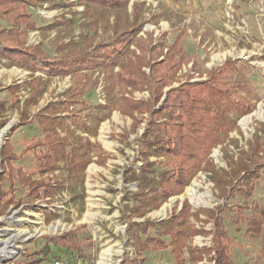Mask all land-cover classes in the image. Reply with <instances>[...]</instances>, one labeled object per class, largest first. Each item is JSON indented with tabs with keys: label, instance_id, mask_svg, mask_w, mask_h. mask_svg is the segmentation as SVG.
I'll return each mask as SVG.
<instances>
[{
	"label": "trees",
	"instance_id": "obj_1",
	"mask_svg": "<svg viewBox=\"0 0 264 264\" xmlns=\"http://www.w3.org/2000/svg\"><path fill=\"white\" fill-rule=\"evenodd\" d=\"M35 1L0 0V20L7 19L11 24L4 27L0 22V65L30 72L23 84L15 82L9 90L13 94L21 90L28 92L23 101L21 124L36 122L43 135L19 154L10 138L2 145L0 212L5 213L15 202L16 206L22 205V200L14 201L19 187L25 190L24 198L34 204L42 199L55 200L66 190L68 182L84 186L89 165L105 166L109 160L102 145L93 142L89 136L98 130L101 122L110 118L114 110H118L132 119V133L136 134L144 124L143 133L138 136L137 157L123 171V181L127 185L124 191L134 202L126 207V212L132 213L126 217L129 220L126 233L136 257H126L121 264H146L143 252L169 248L176 264H186L185 254L189 256L190 264H198L206 256H211L214 264H237L229 253L232 240L222 213L225 209L231 212L237 227L244 219L246 206L237 205L234 209L228 207L226 201L237 196L249 199L256 191L264 170V136L259 134L264 132V124L248 143V150L243 149L231 157L229 170L216 167L210 158L212 150L227 142L239 148L240 140L231 137L233 132L242 134L237 119L251 114L257 106L241 93L238 86L228 81L237 72L235 62L226 61L210 71L204 81H192L193 76L187 75L184 82L173 86L182 67L180 58L183 56L179 57L177 48L179 41L175 40L160 59L161 55H156L159 46L154 44L152 37H138L143 29L144 3L140 2L132 5L131 26L123 28L117 22L116 36L111 42L84 48L65 43L59 46L58 55L51 58L41 44H28V33L39 29L29 11ZM78 1L84 6L93 4L119 10L128 7L132 0ZM64 22L69 21H56L48 28L54 29ZM39 72L46 73L49 78L72 76L74 83L57 101H50L31 119L29 109L37 105L44 94L43 80L37 76ZM102 75L105 78V104L97 105V113L91 119L97 126H92L81 120L84 109L89 108L82 100L89 86L84 80H93V84L98 85ZM166 88L169 89L165 91ZM134 92H148L150 97L136 99ZM8 110L6 103L0 100V119ZM81 122L88 136L78 132ZM1 125L4 127L6 121L3 120ZM29 155L34 159L32 171L15 165ZM139 158L142 159L140 171L135 166ZM199 172L210 176L218 198L224 200V204L215 209L196 211L189 200H184L166 219L137 220L152 210H159L170 198L182 195ZM133 183L138 189L129 191L128 186ZM196 222L211 223L212 230L198 227ZM251 222L252 229H262L264 208L255 207ZM77 233L76 229L45 237L47 242L37 254L34 253L39 258L33 264L46 260L52 245L64 247L68 252L82 251L80 243L72 240ZM209 235L212 236L211 247H193L195 237Z\"/></svg>",
	"mask_w": 264,
	"mask_h": 264
},
{
	"label": "rangeland",
	"instance_id": "obj_2",
	"mask_svg": "<svg viewBox=\"0 0 264 264\" xmlns=\"http://www.w3.org/2000/svg\"><path fill=\"white\" fill-rule=\"evenodd\" d=\"M134 2L144 3L143 29L138 37L149 39L151 36L162 55L167 53L175 40L179 41V57L183 58H180L182 67L173 82L175 86L184 82L188 74H195L192 81H204L210 71L226 61L235 62L237 72L228 81L238 86L241 93L257 106L251 114L237 119L242 134L233 132L231 137L240 140L239 148L227 142L214 148L210 154L219 170H229L231 157L243 149L248 150V143L264 124V0H132L128 7L119 10L93 4L84 6L78 0H36L29 11L39 29L28 33V44H41L52 58L58 55L59 46L65 43L84 48L111 42L116 36L117 22L123 28L131 26ZM62 20L69 22L54 29L48 28ZM0 22L4 27L11 26L7 19ZM132 49L135 50L134 47ZM37 75L43 80L41 87L44 94L39 105L29 109L31 119L47 103L57 101L74 83L71 76L49 78L44 72ZM28 76L29 72L23 69L0 65V100L9 109L0 119V148L10 138L18 154L43 136L36 122L26 126L21 124L23 101L28 92L13 94L9 90L15 82L22 84ZM102 81L103 78L97 86H89L82 96L89 108L84 109L81 120L88 121L92 126L97 125L91 120L97 113L96 107L104 101ZM135 96L148 98L149 95L142 92ZM257 112L259 115L254 116ZM245 118H249L247 125L242 123ZM3 120L6 121L4 127L1 125ZM82 123L79 124V133H85ZM131 124V119L114 111L112 117L99 126L98 133L92 134L93 141L102 143L109 160L105 166L92 163L88 167L84 186L68 182L66 190L55 200L42 199L34 204L24 198L25 190L17 186L19 189L14 201L22 200V205L16 206L15 202L5 213L0 212V264L36 263L39 256L34 253L44 247L47 242L45 237L59 236L76 229L78 233L72 240L80 243L82 251L68 252L64 247L52 245V252L41 264H121L126 257H136L132 241L126 233L129 221L126 217L132 214L126 212V207L134 202L131 195L124 191L127 185L123 181V171L137 157L140 144L137 136L143 133V127L140 126L138 133L134 134ZM259 134L264 136L262 131ZM141 164L142 159L139 158L135 164L139 171ZM15 165L32 171L33 156L29 155ZM63 174L66 175L65 172ZM193 185L198 187L193 195H189V188ZM137 186L133 183L128 190L136 191ZM5 189H9L8 184ZM184 200H189L196 211L215 209L225 203L218 198L210 176L199 172L182 195L170 198L159 210H152L144 218L135 220L166 219ZM226 203L234 209L237 205L246 206L239 227L233 224L231 212L225 209L222 213L232 240L229 247L231 258L237 264H264V224L257 231L252 229L251 222L255 207L264 208V170L251 198L237 196ZM201 218L205 219L204 216ZM196 224L212 230L211 223ZM152 233L155 234V231ZM166 241L170 239L166 238ZM211 245L210 235L197 236L193 240V247ZM103 253L109 256L102 262ZM142 255L147 258L146 264H176L171 248L148 250ZM185 256L186 264H190L189 256ZM210 257L206 256L198 264H214Z\"/></svg>",
	"mask_w": 264,
	"mask_h": 264
},
{
	"label": "crops",
	"instance_id": "obj_3",
	"mask_svg": "<svg viewBox=\"0 0 264 264\" xmlns=\"http://www.w3.org/2000/svg\"><path fill=\"white\" fill-rule=\"evenodd\" d=\"M132 5H133V3H132ZM133 47H134V46H133ZM133 47H132V48H133ZM134 48H135V47H134ZM135 50H136V48H135ZM45 52H46V51H45ZM137 52L139 53V51H137ZM157 55H161L160 59L163 58L161 52H159V48H158ZM163 55H164V54H163ZM15 68H16V67H15ZM18 69H19V68H18ZM23 70H24V69H23ZM118 70H119V69L117 68L116 71H118ZM25 71H26V70H25ZM27 72H29V71H27ZM37 74H38V73H37ZM29 75H30V72H29ZM177 75H178V74H177ZM188 75L195 76V74H188ZM37 76H38V75H37ZM96 76H97V74H95V75L93 76V78L95 79ZM28 77H29V76H28ZM58 77H60V76H58ZM61 77H64V76H61ZM66 77H69V76H66ZM71 77H72V76H71ZM186 77H187V76H186ZM54 78H55V77H54ZM72 78H73V77H72ZM102 78H103V81H102L101 90H102V93H103V95H104V101H103L102 103H100V104H105V94H104V86H105V80H104V79H105V78H104V75H102V76L100 77V79H99V83H100V80H101ZM27 79H28V78H27ZM73 79H74V78H73ZM193 79H194V77H193ZM84 82H88L89 86H91V85L93 84V80H90V81H88V80H84ZM18 83H19V82H18ZM23 83H24V82H23ZM23 83H22V84H23ZM99 83H98V84H99ZM19 84H21V83H19ZM93 85H95V84H93ZM72 86H73V85H72ZM72 86H71V87H72ZM89 86H88V87H89ZM96 86H97V85H96ZM173 86H175V83H173ZM71 87H70V88H71ZM70 88H69V89H70ZM42 89H43V88H42ZM87 89H88V88H87ZM168 89H169V88H166L165 91H167ZM21 91H23V90H21ZM85 93H86V92H85ZM136 93H140V92H134V93H133V96H134L136 99H142V98H145V97L137 98V97L135 96ZM147 93H148V92H147ZM148 95H149V93H148ZM27 96H28V94H27ZM42 96H43V95H42ZM149 97H150V96H148V98H149ZM148 98H146V99H148ZM40 99H41V98H40ZM58 99H59V98H58ZM58 99H57V100H58ZM39 103H40V100H39ZM39 103H38L37 105H39ZM47 104H48V103H47ZM47 104H46V105H47ZM37 105H35V106H37ZM46 105H45V106H46ZM45 106H44V107H45ZM41 109H42V108H41ZM114 111H117L118 113L121 114V112H119L118 110H114ZM114 111H113V112H114ZM113 112H112L110 118L112 117ZM121 115H123V114H121ZM123 116H124V115H123ZM125 117H127V116H125ZM110 118H108V119L105 120V121H108ZM127 118H129V117H127ZM20 119H21V117H20ZM129 119H131V118H129ZM105 121H104V122H105ZM131 121H132V119H131ZM104 122H101L98 126L96 125V126L98 127V130H97L93 135H96V134L98 133V131H99V126H100L102 123H104ZM34 123H35V122H34ZM24 126H26V125H24ZM38 127H39V125H38ZM131 127H132V124H131ZM141 127H144V124H142ZM137 133H138V132H137ZM137 133H136V134H137ZM81 134H83L84 136H88L87 133H81ZM140 135H141V134H140ZM138 136H139V135H138ZM138 136H137V137H138ZM89 137H90V139L92 140V134H91ZM128 139H129V137H128ZM6 140H7V139H6ZM92 141H93V140H92ZM93 142H99V143L102 145V143H101L100 141H93ZM102 147H103V145H102ZM103 149H104V147H103ZM104 151H105V149H104ZM105 152H106V151H105ZM95 164H96V163H95ZM90 165H91V164H90ZM90 165H89V166H90ZM141 165H142V164H141ZM136 168H137V167H136ZM137 169H138V168H137ZM86 172H87V171H86ZM57 174H59V172H57Z\"/></svg>",
	"mask_w": 264,
	"mask_h": 264
},
{
	"label": "bare ground",
	"instance_id": "obj_4",
	"mask_svg": "<svg viewBox=\"0 0 264 264\" xmlns=\"http://www.w3.org/2000/svg\"><path fill=\"white\" fill-rule=\"evenodd\" d=\"M258 115H259L258 112L254 114V116H258ZM248 121H249V118H245V119L242 120V123H243L244 125H247ZM196 187H198V186H197V185H193L192 187L189 188V192H188L189 195H193V194H194V192H195V188H196ZM196 189H197V188H196ZM164 212H165V209L163 210V213H164ZM107 256H109L108 253H106V254L103 253V254L101 255V261L103 262ZM103 264H104V263H103Z\"/></svg>",
	"mask_w": 264,
	"mask_h": 264
},
{
	"label": "built area",
	"instance_id": "obj_5",
	"mask_svg": "<svg viewBox=\"0 0 264 264\" xmlns=\"http://www.w3.org/2000/svg\"><path fill=\"white\" fill-rule=\"evenodd\" d=\"M234 10H232L231 12H233Z\"/></svg>",
	"mask_w": 264,
	"mask_h": 264
},
{
	"label": "water",
	"instance_id": "obj_6",
	"mask_svg": "<svg viewBox=\"0 0 264 264\" xmlns=\"http://www.w3.org/2000/svg\"><path fill=\"white\" fill-rule=\"evenodd\" d=\"M8 139V138H7ZM1 149V148H0ZM1 151V150H0Z\"/></svg>",
	"mask_w": 264,
	"mask_h": 264
}]
</instances>
